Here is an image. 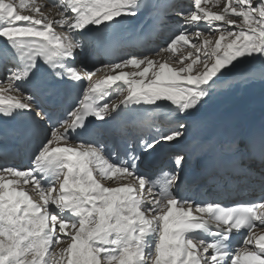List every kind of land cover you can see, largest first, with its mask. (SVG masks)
Returning <instances> with one entry per match:
<instances>
[{"label":"snow or ice","instance_id":"6c2138e0","mask_svg":"<svg viewBox=\"0 0 264 264\" xmlns=\"http://www.w3.org/2000/svg\"><path fill=\"white\" fill-rule=\"evenodd\" d=\"M208 4L51 0V16L36 0H0V123L30 117L34 136L20 164L0 128V264H264V197L196 202L177 191L183 155H169L175 171L154 167L153 154L185 139L218 82L264 79V0ZM141 11L161 17L165 46L95 66L87 51L107 48ZM101 69L107 74L93 79ZM77 85L71 103L45 104L57 86ZM145 113L167 126L138 129ZM128 119L136 138L122 152L99 139L104 125ZM245 153L264 165V138L238 148ZM259 182L264 188V171Z\"/></svg>","mask_w":264,"mask_h":264},{"label":"bare ground","instance_id":"6f19581e","mask_svg":"<svg viewBox=\"0 0 264 264\" xmlns=\"http://www.w3.org/2000/svg\"><path fill=\"white\" fill-rule=\"evenodd\" d=\"M183 1L184 0H168L166 1V3H180ZM36 2L46 5L42 9V11H44L46 14L51 16L56 15L57 10L51 7V0H36ZM150 2H152V0H150ZM17 3H19V0H17ZM154 3L162 4L164 3V0H155ZM189 7L192 6L189 5ZM208 7L213 11L220 10V6L215 4V0H209ZM18 10L21 12V14H29L27 9L21 8ZM149 11H151V9ZM157 16H152V19L156 20ZM148 17V11H141L134 19L127 20L122 25H120L117 31L127 32V29L135 26L138 29H141L144 21ZM57 31H60L58 27ZM164 35L166 34L164 33ZM0 43H2V41H0ZM159 43L157 39V43L154 41L147 42L145 46L151 47L152 45H154L155 47L157 45L158 48H160ZM164 46L165 45H162L161 47ZM128 53H130V51H128ZM131 53H133V55H150V53L146 51H135ZM87 55L90 60H95V57L93 55H89V50L87 51ZM77 59L79 60L81 59V57H78ZM95 61L97 63L98 59H96ZM111 62H115L114 59H112L110 63ZM255 67L259 69V62L256 63ZM124 70L130 72L135 71L132 66H128ZM106 74L107 71L105 69H101V71L97 73V75L94 76L93 79H98ZM111 97L112 99H110V101H107L106 99L105 102H111V100L119 99L121 97V93L118 91L113 92ZM229 118L235 124V131L239 133L244 132L250 125H252V123L255 122L254 129L262 135V138H264V79H261L259 76H257L255 79L247 82H239L235 80L230 82H218V88L216 92L213 94L212 99L208 101V103L199 113L197 123L189 127L184 140L179 141L177 144L173 145L170 148L171 151L176 150L173 153L183 155L185 157L183 167L180 169L181 184L183 186L185 185L186 187H188L190 185L189 183L194 179V177L202 173L203 166L208 161L209 154L217 145L214 137V127L219 122ZM140 119L142 120L141 124H146L149 128L154 127V125L156 124H160L162 127L167 126L165 117L158 113H145L140 117ZM144 121H146V123H144ZM123 124L124 122L121 121L110 122L106 125L108 127H112L113 129H120L122 128ZM195 129L200 130L194 135L193 131ZM200 133H202L204 136L202 139H198ZM206 134H209L207 138L205 137ZM166 158L167 161L171 163L169 160V156H167ZM249 161L252 164L254 163V160L250 159ZM174 166L175 165L171 163L169 169ZM30 194L33 195L34 198H38L36 196V193L30 192ZM60 246L63 247L65 245L62 244ZM52 250L55 251V247H53Z\"/></svg>","mask_w":264,"mask_h":264},{"label":"rangeland","instance_id":"374dc122","mask_svg":"<svg viewBox=\"0 0 264 264\" xmlns=\"http://www.w3.org/2000/svg\"><path fill=\"white\" fill-rule=\"evenodd\" d=\"M188 2L194 7V0L192 1V0H188ZM120 55H122V54H120ZM110 63V62H109ZM108 63V64H109ZM104 64H107V63H104Z\"/></svg>","mask_w":264,"mask_h":264}]
</instances>
